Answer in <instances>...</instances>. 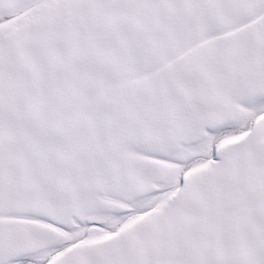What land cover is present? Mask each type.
Here are the masks:
<instances>
[{
    "label": "snow or ice",
    "instance_id": "6c2138e0",
    "mask_svg": "<svg viewBox=\"0 0 264 264\" xmlns=\"http://www.w3.org/2000/svg\"><path fill=\"white\" fill-rule=\"evenodd\" d=\"M0 264H264V0H0Z\"/></svg>",
    "mask_w": 264,
    "mask_h": 264
}]
</instances>
